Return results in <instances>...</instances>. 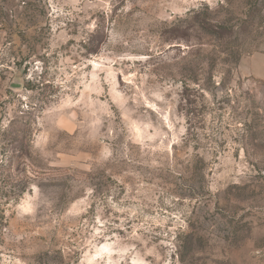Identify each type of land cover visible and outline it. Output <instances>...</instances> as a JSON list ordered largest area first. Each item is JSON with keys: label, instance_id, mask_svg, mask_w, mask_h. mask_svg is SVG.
<instances>
[{"label": "rangeland", "instance_id": "1", "mask_svg": "<svg viewBox=\"0 0 264 264\" xmlns=\"http://www.w3.org/2000/svg\"><path fill=\"white\" fill-rule=\"evenodd\" d=\"M0 264H264V0H0Z\"/></svg>", "mask_w": 264, "mask_h": 264}]
</instances>
